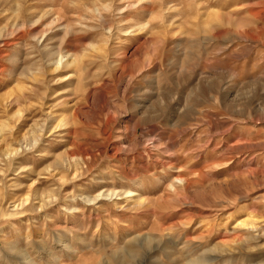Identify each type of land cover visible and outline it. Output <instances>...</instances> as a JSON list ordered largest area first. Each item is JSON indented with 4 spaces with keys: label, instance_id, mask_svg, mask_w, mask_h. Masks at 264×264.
<instances>
[{
    "label": "rangeland",
    "instance_id": "obj_1",
    "mask_svg": "<svg viewBox=\"0 0 264 264\" xmlns=\"http://www.w3.org/2000/svg\"><path fill=\"white\" fill-rule=\"evenodd\" d=\"M0 264H264V0H0Z\"/></svg>",
    "mask_w": 264,
    "mask_h": 264
},
{
    "label": "bare ground",
    "instance_id": "obj_2",
    "mask_svg": "<svg viewBox=\"0 0 264 264\" xmlns=\"http://www.w3.org/2000/svg\"><path fill=\"white\" fill-rule=\"evenodd\" d=\"M17 19V18H16ZM12 27L13 28H17V27H19V23L18 22H16V20L12 23ZM19 29V28H18ZM54 59H56V58H54ZM51 61V60H50ZM67 63H68V57L67 56H65V55H59V57L56 59V60H54L53 62H52V66H54V70H58L60 67H62L63 65L64 66H67ZM200 81V80H199ZM201 82H203V81H201ZM146 107V106H145ZM144 107V108H145ZM167 107V106H166ZM143 108V109H144ZM168 108V107H167ZM146 109V108H145ZM144 111V110H143ZM146 111H147V109H146ZM178 113V112H177ZM179 114V113H178ZM180 117V116H179ZM179 119V118H178ZM177 118H176V120H178ZM36 141H34V143H35ZM256 146V145H255ZM18 148L17 149H12L11 151H10V153H12L11 155H12V158L11 159H13V157H14V155H16L17 153H18ZM21 151H22V149H21ZM70 156V155H69ZM68 156V157H69ZM9 157V156H8ZM66 157V156H65ZM64 157V158H65ZM70 157H72V156H70ZM10 161V160H9ZM63 161V160H62ZM65 161V160H64ZM71 161V160H70ZM72 162V161H71ZM74 162H75V160H74ZM74 162H72V163H74ZM76 163V162H75ZM73 165V164H72ZM77 165V164H76ZM68 166V165H67ZM70 167V166H69ZM69 167H66V168H69ZM78 167V166H77ZM68 170V169H67ZM76 170V169H75ZM72 171H74V169L72 170ZM74 172H76V171H74ZM51 195V194H50ZM102 194L100 193V194H98V195H96L95 197H93L92 199H98V197L99 196H101ZM107 195V194H106ZM47 196V195H46ZM52 196V195H51ZM48 197V196H47ZM46 197V198H47ZM87 199V201L88 200H91V198L90 197H88L87 196V198L85 197V200ZM27 200V198H25V199H21V201H20V204H23V202H24V206H25V204H27L25 201ZM34 202H35V200H33ZM46 201V200H45ZM48 202V201H47ZM39 206H42L43 204H44V198L43 199H39L37 202H36ZM16 204V203H15ZM30 205H34V204H30V202H28V207L30 206ZM45 205V204H44ZM16 206H17V204H16ZM20 206V205H19ZM33 207V206H32ZM16 208H18V207H16ZM44 208V207H43ZM245 223V225H246V222H244ZM243 223V224H244ZM249 226L247 227V229H249V231H256L257 230V228L255 227V225H253V223H251V222H248L247 223ZM243 227H245V226H243ZM225 246V245H224Z\"/></svg>",
    "mask_w": 264,
    "mask_h": 264
}]
</instances>
